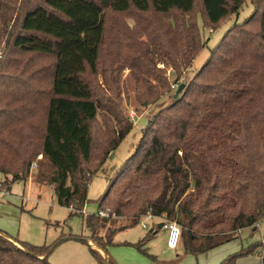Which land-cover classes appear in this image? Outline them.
I'll return each instance as SVG.
<instances>
[{
    "label": "trees",
    "instance_id": "1",
    "mask_svg": "<svg viewBox=\"0 0 264 264\" xmlns=\"http://www.w3.org/2000/svg\"><path fill=\"white\" fill-rule=\"evenodd\" d=\"M25 2L11 47L53 62L40 71L49 78L48 89L35 91L23 78L14 79L18 86L0 85V173L9 188L30 177L38 185L53 186L61 206L80 211L89 201L91 179L133 128L124 117L117 78L110 81L108 93L88 78L100 73L106 13L135 9L190 15L197 3ZM244 2L202 0L208 25L218 26L239 14ZM257 4L251 16L226 31L196 75L177 87L173 102L150 119L135 151L99 200L100 207L111 205L109 216L84 215L92 245L79 239L88 243L100 264H117L109 254L115 234L149 214L162 217L163 225L176 221L184 250L195 255L237 239L242 229L257 228L264 220V0ZM2 12L0 1V16ZM185 21L184 30L190 33L180 46L157 36L139 50L150 63L138 56L144 66L135 78L137 93L149 105L171 90L166 71L152 65L175 67L178 79L203 49L199 25ZM118 218L128 222L117 225ZM156 233L151 230L134 246L156 258L144 247ZM52 250L0 230V264H52ZM251 252L258 248L234 254L222 264H234Z\"/></svg>",
    "mask_w": 264,
    "mask_h": 264
},
{
    "label": "rangeland",
    "instance_id": "2",
    "mask_svg": "<svg viewBox=\"0 0 264 264\" xmlns=\"http://www.w3.org/2000/svg\"><path fill=\"white\" fill-rule=\"evenodd\" d=\"M0 1L3 4V12L0 16V68H2L0 85L9 82L12 86H18V82L14 79L22 81L23 78L29 80L35 91L39 88L48 89L49 78L43 77L44 73L40 71L51 68L53 59L22 53L11 47V33L16 28L19 16L24 12L21 8L26 4L25 0ZM257 2L258 0H245L239 14L230 15L218 26L208 25L202 0H196V8L190 15L179 12L163 15L153 10L139 12L135 9L128 12L108 11L100 73L97 76L88 75V78L106 93L111 87L110 81L117 78L116 87L120 93L119 100L124 109V117L133 123V128L91 179L88 189L89 201L80 211L61 206L53 186L38 185L30 177L26 181L12 182L9 188L5 175L0 173V230L17 237L20 241L36 246H51L53 250L48 260L52 264H100L93 256L88 243L80 240L86 238L91 242L84 215L98 212L99 200L107 190L110 179L133 154L153 115L173 102L177 95V86L179 88L181 83H187L196 75L211 57L212 49L226 31L237 21H243L251 16L258 6ZM185 20L194 26L199 25L203 49L188 67L189 69L178 79L173 69L175 67L165 66L163 62L152 65L154 68L166 71L171 90L149 105L139 99L137 93L135 78L140 75L139 68L144 66L138 56L149 62V58L139 50H144L149 45L150 39L157 36L163 41L166 40V43L173 42L180 46L179 44L187 38L186 34L190 33L184 30ZM1 74L5 76L2 78ZM8 76L11 77L9 80H7ZM133 113L135 118L132 117ZM100 122L103 123L102 120ZM97 129L100 130L99 127ZM34 170L35 168L31 172L33 173ZM104 208L111 210V205L107 203ZM161 221L156 217L144 216L137 225L117 231L113 238L115 243L109 247V254L117 264H222L234 254L257 247L258 252L240 255L235 259L234 264H262L264 220L256 229L244 228L237 239L199 255L186 253L181 242L177 248L170 247V232L160 227L159 224L163 222ZM126 222L128 220L118 218L116 224ZM151 230L157 233L144 247L145 251L156 258L134 246ZM61 239L62 241H59ZM15 244L22 247L20 243ZM90 244L92 245V242Z\"/></svg>",
    "mask_w": 264,
    "mask_h": 264
},
{
    "label": "built area",
    "instance_id": "3",
    "mask_svg": "<svg viewBox=\"0 0 264 264\" xmlns=\"http://www.w3.org/2000/svg\"><path fill=\"white\" fill-rule=\"evenodd\" d=\"M178 87V86H177ZM132 117L135 118V113L132 114ZM42 156H39L41 158ZM36 168V163L32 165V169ZM100 209L98 210V214L101 216H109L111 213L110 208H104V207H99ZM147 217H153L152 215H147ZM145 227H147L144 224ZM165 229H167L170 232L169 235V246L172 248H177L179 243H180V236H181V228L177 224L176 221H166L163 225Z\"/></svg>",
    "mask_w": 264,
    "mask_h": 264
},
{
    "label": "crops",
    "instance_id": "4",
    "mask_svg": "<svg viewBox=\"0 0 264 264\" xmlns=\"http://www.w3.org/2000/svg\"><path fill=\"white\" fill-rule=\"evenodd\" d=\"M156 218H159V219H161V220L163 221V218H160V217H156ZM162 221H161V222H162ZM161 224H163V222L159 224L160 227H161ZM254 229H256V228H254ZM90 243H91V242H90Z\"/></svg>",
    "mask_w": 264,
    "mask_h": 264
},
{
    "label": "water",
    "instance_id": "5",
    "mask_svg": "<svg viewBox=\"0 0 264 264\" xmlns=\"http://www.w3.org/2000/svg\"><path fill=\"white\" fill-rule=\"evenodd\" d=\"M161 227H163V224H161ZM90 243V242H89Z\"/></svg>",
    "mask_w": 264,
    "mask_h": 264
}]
</instances>
